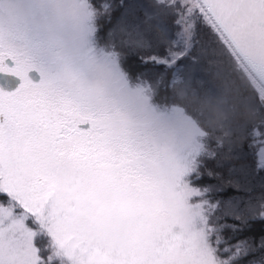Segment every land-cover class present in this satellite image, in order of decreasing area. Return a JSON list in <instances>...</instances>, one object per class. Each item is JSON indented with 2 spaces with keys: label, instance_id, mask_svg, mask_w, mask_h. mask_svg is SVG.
<instances>
[{
  "label": "snow or ice",
  "instance_id": "obj_1",
  "mask_svg": "<svg viewBox=\"0 0 264 264\" xmlns=\"http://www.w3.org/2000/svg\"><path fill=\"white\" fill-rule=\"evenodd\" d=\"M122 7L105 40L108 0H0V264H241L264 253V195L229 191L250 194L264 174V0ZM117 32L165 73L130 76ZM208 50L214 80L199 75ZM161 86L171 103L158 101ZM257 225L258 241L240 238Z\"/></svg>",
  "mask_w": 264,
  "mask_h": 264
},
{
  "label": "trees",
  "instance_id": "obj_2",
  "mask_svg": "<svg viewBox=\"0 0 264 264\" xmlns=\"http://www.w3.org/2000/svg\"><path fill=\"white\" fill-rule=\"evenodd\" d=\"M95 3L99 4L100 0H95ZM108 3L113 5V9L111 11V18L110 19L105 18L103 20L101 34L105 40L108 39V32L111 29L116 28L117 22L120 20V18L124 14L125 7H122V5L127 6L128 4L135 3V4H140V5L147 7L149 11L155 10V0H108ZM137 16L141 20L145 19L144 11L142 9L138 10ZM167 24L169 27L173 29V31H175V27H174V24L171 18H167ZM154 35H155L154 33H151L149 38H151V36H154ZM114 39L118 45V50L124 53L125 60H124L123 66L130 76L136 77L141 73H147L148 75L144 77L145 79L155 80L157 78V74L165 73V69L162 66L154 67L150 63L144 64L141 62L140 56L145 55V52L143 50H138L137 54H130L127 49V46L121 45L120 43L121 41H126L129 39V37L126 34L117 32ZM206 43H207V36L202 31L201 32V44H206ZM199 52H200V47L198 46L197 53ZM204 57L205 58L203 62V67L207 69V72H202L199 75L206 80H214L216 67L213 62L217 59V57H215L212 54L211 50H208L207 52H205ZM164 79L169 82L171 81L172 76H171L170 71L167 72ZM216 83L219 84L220 81H216ZM171 98H172V89L170 87L161 86L160 89L158 90V97H157L158 101L161 103H165V102L171 103L172 102ZM210 166L214 167V165H212L211 162H210ZM262 176H264V174L255 176V178L252 181L253 190L250 194H246L244 192H234L232 190H229L230 194L241 195V196H246V197L250 195L253 198V202H256V200L261 195H264V189H262L259 186ZM203 183L204 184H214L216 183V181L214 179H208L207 177H205ZM260 235H261V229H260V226L257 225L254 231H251V232L245 231L241 233L240 238H243L246 236H252L254 240L258 241ZM262 255H264V253L256 252L255 254L243 260L241 264H248L249 260H256Z\"/></svg>",
  "mask_w": 264,
  "mask_h": 264
}]
</instances>
